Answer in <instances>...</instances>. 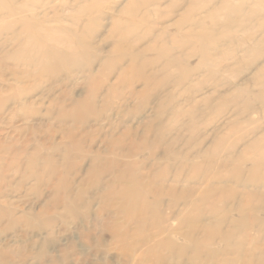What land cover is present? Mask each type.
<instances>
[{"label":"rangeland","instance_id":"374dc122","mask_svg":"<svg viewBox=\"0 0 264 264\" xmlns=\"http://www.w3.org/2000/svg\"><path fill=\"white\" fill-rule=\"evenodd\" d=\"M25 1L34 9V17L39 15L35 18L38 21L26 19L31 10L13 9L0 0V43H4L0 50V143L5 148L0 147V172L6 178L0 182V200H5L17 216L34 214L37 218L45 208H51L59 181L49 178L51 170L45 171L43 183H22V176L33 156L58 161L56 175L66 171L67 136L73 130L84 139V155L74 154L77 168L70 175L71 190L74 194L85 192L88 208L82 210L85 219L78 222L62 210L50 209L56 224L49 234L33 233L24 223L13 229L7 222L0 223V263L50 264L54 259V264H264V170L260 169L264 160V99L259 96L264 87L253 82L264 67V49L260 47L264 45V0H181L172 12V0L161 5H149V0H21ZM194 1L197 25L192 33L189 24L180 31L175 23L191 13ZM134 7L140 10L135 18L123 14ZM12 9L19 11L8 18L6 14ZM166 11L172 16L159 18V12ZM144 13L150 14L151 22L140 21ZM147 31L152 33L138 47H153L145 58L148 61L157 59L156 49L163 45L192 48L195 57L171 69L175 78L183 68L188 69L190 82L156 88L146 109L139 111L141 102L129 96L142 90V85L130 87L118 81L122 99L110 96L109 112L76 127L70 119L59 118L60 107L73 104L72 99L66 100L67 92H72L74 99L86 95L87 83L77 79L76 73L63 88L46 76L39 78L47 66L60 61L54 55L47 57V65H23L22 60L14 59L16 55L27 57L25 52L19 56L18 46L28 39L35 59L40 47L43 55L50 54L52 48L67 47L82 53L80 41L93 38V52L99 49L101 55L97 68L105 64L111 67L108 61L128 49L125 42L129 44ZM157 35L165 37V42L156 41ZM38 37H44V42ZM183 54L179 55L185 59ZM80 58L87 62V58ZM121 74L124 80L122 67H116L112 82ZM22 75L30 77L19 81ZM23 92L29 93L28 104L11 101L20 99ZM168 93L173 95V103L166 101ZM105 94L102 92L98 108L104 105ZM160 106L166 111L157 116ZM126 128L133 129L125 135ZM144 136L150 149L142 146L139 153L128 157L110 151L112 139L122 138L130 144L139 143ZM92 158H117L122 164H135L136 170L128 178L113 179L129 175L127 169L122 166L120 171L115 168L108 173ZM43 170L34 168L36 173ZM94 171L106 183L100 192L90 180ZM152 179L160 180L165 189L173 186L180 196L159 195L161 209L144 215L142 226L124 222L123 213L117 210L118 195L109 199L100 196L110 183L113 188L141 181L152 186ZM58 194L64 197L62 189ZM154 199L144 196L145 202ZM215 230L229 235L230 244L210 241ZM112 232H116L115 238ZM88 233L91 236L86 238Z\"/></svg>","mask_w":264,"mask_h":264},{"label":"bare ground","instance_id":"6f19581e","mask_svg":"<svg viewBox=\"0 0 264 264\" xmlns=\"http://www.w3.org/2000/svg\"><path fill=\"white\" fill-rule=\"evenodd\" d=\"M164 1L165 0H149L148 2H150L149 5H161V3ZM20 2L21 0H8L6 3L5 1L3 3H5V5L7 6L13 7V9L16 6L19 9L26 8L27 10H31L30 17L27 16L29 18H26L29 21L34 22V20H36L35 18H39V15L37 17L36 16L34 17V9H29V5L26 3V1L25 3L23 2L20 3ZM180 2L181 0H172L170 3L171 7L169 8L170 11L171 10L173 11V9L178 8ZM194 2L195 3H193L191 6L192 8H190L191 13H186L184 15V18H182L180 22L175 23L177 29H180V31L183 30V26L186 27L189 24L191 27L190 32L192 33V31L197 25V19L195 18L194 13L198 10L197 9L198 7H196L197 1ZM222 3H227V2L225 1ZM223 6L225 5L223 4ZM126 7H128V5ZM13 9L9 10L8 13L6 14L8 15L7 16L8 18L9 17L14 18L15 16H13V13L16 14L19 11V9H17V11H13ZM135 9L136 8L134 7L133 10H127L123 14L128 17L135 18V14L140 11L139 9L138 10ZM158 15L159 18L165 20L166 18H170L172 16V13L166 11V12H159ZM96 19L98 20V17ZM36 21H38V19ZM140 21L143 23L151 22L152 18L150 17L149 13H144ZM223 31H225V29ZM13 33L14 32H12V34ZM145 33L143 34L140 33L139 35L141 36L135 38L133 41L131 40L129 44L126 41L125 45L128 47V49L125 50V52H123L121 56H118L117 58L115 59L113 58L108 61L111 64H113L111 67H108L105 64L103 66L101 65L100 68H97L96 64L99 62L101 56L100 51L99 49H97V53L93 52L94 50V46L92 43L93 38H89V37L88 38L90 39V41H87V39L85 38L80 41V44L83 48L82 53H77L75 52V49H72L71 47H67L65 48V50H61L59 48L57 49L52 48L50 50V54L46 53L43 55L40 54L41 53L40 51H42L43 48L40 47L38 54H36L37 56H35V59H34V47L30 46L29 43L30 40L28 39L27 41H23V43L19 44L18 46L20 51L19 56L22 57L23 52H25L27 53V57H25V59H21V58L19 59L18 55H16L14 56V59L16 60V62L22 60L20 63L23 65H33L34 63H43L46 61L48 56L54 55L60 61H58V64H55L52 67L47 66V71L45 72L47 74L44 75L45 73L44 74L41 73V76H39V78L42 79L43 76H46L48 80L58 84H62L61 85L62 88L68 86V81L70 82L72 79H75L76 78L75 75L77 76V79H82V81L85 84L87 83L89 90L86 95H84L79 99L76 98L74 99L73 96L71 95L72 92L71 93L67 92L65 94L66 100L72 99L73 104L70 108L63 105L60 107L59 118L66 120L70 119L71 121H73V127H76L80 124L81 125L86 124L89 121L90 117L98 118V116H103V113L107 111L109 112V110H111L112 107V104L109 101L110 96H114V98L116 99H122V96H120L119 93V88L118 86H116L118 81L119 83L121 82V84L130 87H135L138 84L142 85V90H139L135 94L130 93L129 96L131 100H136L141 102L140 105L141 107L139 108V111H144V109H146V105L150 103L151 92L156 88L163 87L168 83H171L175 86H181L184 83L190 82L189 79L190 71L188 69L183 68L181 70L182 73L180 74V76L176 78L173 77V75L171 74V69L179 66V63L183 60H189L191 58H194L195 53L192 51V48L189 46H186L185 48L181 45L176 44V46H174L173 49H170L163 45L160 47V49H156L157 52H159L157 59L154 61H148L145 58L148 52L151 51V49H153V47L151 48L138 47L140 43L143 42L144 39L147 38L152 32L147 31ZM163 33L166 32L164 31ZM17 36L18 34L14 35L15 38H17ZM185 39L187 40V38ZM38 40L40 42H44V37H38ZM165 40H166L165 37H163L162 35H157L156 41H162V43H164ZM261 45L262 48L264 49V45L260 44V47ZM1 48L4 49V43L3 44L0 43V50ZM129 51L131 52L128 53ZM91 52H93V54ZM113 52H111L110 54H112ZM179 54H183L185 59H182ZM82 56L83 58H87L86 63H82L80 58ZM45 63L47 65V62ZM257 63L258 61L256 60V62H254V66L257 65ZM118 66L122 67V71L123 74H125V78L123 80L121 74L116 82H112L113 71ZM148 68H152V71H149ZM29 77L30 76L25 77L22 75V77H19V81L27 80ZM253 82L257 86L264 87V67H262V69H259L257 71L255 76L253 77ZM104 91L106 92L104 97L105 98L104 105L101 108H98V101L100 100L101 94ZM166 96H167L166 101H168L169 103L170 102L173 103L171 99L173 95L171 93H168ZM259 96L260 98L264 99V94H260ZM28 97H29V93L23 92V94L20 95V99L17 98V100H15L13 98L11 101L15 102L17 105L23 106L24 101H26L25 104L29 103ZM165 111H166V107L160 106V109L157 112V116L158 115L162 116ZM134 114L138 115L139 112L134 111ZM132 129L133 128H126L123 134L127 135L131 133ZM67 139L69 140L70 144L67 145L65 149L64 163L67 166L66 171L62 172L61 175L58 174L56 175V170L58 168L57 165L59 164L58 161H56L51 157L38 159L37 157L34 158L33 156L29 160V165L27 166L28 171L26 172V174L22 176V183L27 182L29 180H33V181L35 180L38 183H43L45 171L51 170L50 173L48 174L49 178L52 179L53 177L55 178L57 177L59 179L57 183V187L55 188L56 194L51 202V208H45L41 214H38L37 218H34V214H32L31 216L28 214L27 215L24 214L23 216H17L15 211L10 208L9 204L5 200L4 201L0 200V223L7 222V227L9 229H13L19 226L20 224L24 223V227L28 228L33 233L34 230H36L39 231V233L49 234L53 231V228L56 224L55 223L56 220L51 218L52 216H50V211H51L50 209L62 210L63 213L66 212L68 215H70V217L72 218V220H74V222H78V220L82 221L83 219H85L83 216L85 212L82 211L84 210L85 207L88 208V205L87 206L85 205L86 203L84 199L85 192L79 190L77 191L76 194H74L73 190H71L72 183L70 181L71 178L70 175L72 171L75 168H77V164L74 161L75 160L74 154L79 152L84 155V152H82L84 151L82 149V144L84 139L77 136L73 130L69 131ZM109 146H110V151L114 152L113 154L119 157L133 156L134 154L140 152L139 149H141L142 146L143 148L150 149V143L148 141L147 136H144L139 143H137L136 141L132 143L131 141L130 144H127L126 141L123 140L122 138L112 139L110 141ZM0 147L2 149H5L1 143H0ZM55 148H53L52 150H54ZM127 148L130 149L129 152L127 151ZM92 159L95 164H99L100 165L99 167L103 168V170L108 173H112L115 168L120 171V167L122 166L123 168L127 169L129 175H116L113 177V179H122L125 177L128 178L130 174H133V172L136 170L135 164H128V163L122 164V162L117 158H111L108 161L103 159L100 160L97 158H92ZM260 162H262L260 169L264 170V160L262 159ZM137 167L139 168L140 165H137ZM34 168L38 170L44 169L43 170L44 172L41 171L39 173H36L34 171ZM94 168H96V165H94ZM131 170L132 172H130ZM99 175L100 173L94 171V173L91 175L90 180L100 192L101 187L106 183H103V180L100 179ZM149 178L151 177L149 176ZM4 179L6 180V178H4L2 173L0 172V182H2L1 184H3ZM252 180L253 178L251 179V181ZM143 182L144 181L140 182L142 184L131 182L132 183L130 185L131 187L116 186L115 188H113L110 183L106 188V192H104L105 194L100 193V196L102 195L105 199H109L110 197L118 195V199L120 200V203L117 206V210L120 213H123L122 217H124V222L128 224L133 221L134 224L138 226H142L144 223V215H147L150 212V216H151L152 213H155L161 209L160 207L162 205V201L159 199V195L168 194L171 197L173 196V198H175L176 195L180 196L178 194V191H176L173 186L172 187L170 186L169 189L163 188L162 182L160 180L152 179V184H153L152 186L151 185L148 186V184L144 185ZM254 183L260 184V182H258V180L255 181V179H254ZM61 189L64 193V197H60V195L58 194V191ZM1 194L2 193L0 192V197ZM145 195H152L154 196L155 199L153 201L145 202L144 200ZM2 203H6V206L3 205ZM64 218H66V216L63 217V219ZM154 222L157 221L154 220ZM107 225L109 226L110 223H108ZM115 233L116 232H112L113 235ZM116 235H114L113 238H115ZM90 236L91 233L86 234V238H89ZM211 240H217L220 242H224L226 245H229L231 239L229 235H223L219 231L217 232L215 230V233H213L210 236V241ZM141 245L143 244L141 243ZM216 253L217 255L219 254L218 252H215V254ZM197 255H198V251L196 252V256ZM2 259H4L3 256ZM6 259L8 258H5V260ZM55 262L56 261H54L53 259L49 263L54 264Z\"/></svg>","mask_w":264,"mask_h":264}]
</instances>
